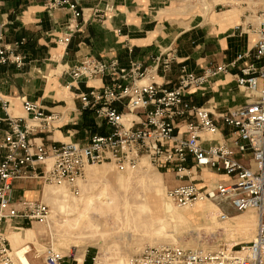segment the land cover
<instances>
[{
    "label": "built area",
    "instance_id": "built-area-1",
    "mask_svg": "<svg viewBox=\"0 0 264 264\" xmlns=\"http://www.w3.org/2000/svg\"><path fill=\"white\" fill-rule=\"evenodd\" d=\"M81 0H44L47 10L67 13L66 31L58 41L67 43L79 27ZM113 10L109 3L95 4L90 15L96 20ZM244 33H254L252 45L227 63L205 68L200 74L179 64L171 86L158 81L177 57L168 45L142 63L128 58L122 66L115 57L82 56L66 71L69 83L98 79L99 86L75 93L81 110L107 131L92 133L85 142L43 144L31 134L48 133L60 121V114L44 111L34 101L24 100L27 124L7 113L0 135V264H14L2 227L16 223H46L49 210L40 200L9 196L14 179H39L53 185L72 184L83 176L89 164L110 162L119 170L134 168L142 158L155 170L167 169L181 180L165 191L166 199L177 206H190L199 200L213 202L233 211L250 208L258 213L252 238L245 242L218 243L212 248H185L175 245H145L132 254L127 264H264V10L255 24L247 22ZM21 41L6 43L0 27V65L20 67L24 56L18 52ZM130 52V49H128ZM233 74L237 88L247 100L220 115L230 128L220 133L207 108L192 104V90L219 73ZM5 111L7 102L0 97ZM216 136V137H215ZM244 155L247 162L242 161ZM222 173L225 178L197 186L196 171ZM63 255L46 247L43 264H62ZM18 264H21L20 262ZM81 264V263H80ZM91 264H102L97 257Z\"/></svg>",
    "mask_w": 264,
    "mask_h": 264
},
{
    "label": "crops",
    "instance_id": "crops-1",
    "mask_svg": "<svg viewBox=\"0 0 264 264\" xmlns=\"http://www.w3.org/2000/svg\"><path fill=\"white\" fill-rule=\"evenodd\" d=\"M43 1L0 0L3 40L6 43L21 41L18 52L24 56L20 67L0 65V97L7 102L5 111L0 105V135L6 127L3 120L6 113L20 118L21 124L28 123L22 109L24 100L34 101L44 111L56 112L61 117L50 132L31 134L35 142H85L92 133H105L106 127L94 123L88 111L81 110L75 97L76 92L99 86L100 81L93 79L85 84L66 85V71L84 55L115 57L120 65L126 66L130 57L145 63L171 45L175 47L177 59L163 76L158 73V81L169 87L175 82L179 64L200 74L207 67L227 63L237 52L249 48L254 40V33H244L245 26L239 25L232 11L227 9L213 7L200 18L196 8L184 5L181 0H81L79 27L64 44L58 38L66 31L67 13L45 9ZM103 3L111 4L113 10L100 20L92 18L91 8ZM237 18L239 20L240 16ZM235 71L233 68L211 77L188 96L192 104L208 109L222 134L232 130L221 123L220 115L249 100L247 93L234 83ZM247 160L248 156L244 155L242 161ZM213 175V182L225 178L222 173ZM36 187L35 179H14L9 196L12 200L37 199ZM23 225L16 223L11 228L16 231H12L9 245L30 242L31 232L24 231ZM2 228L8 239L11 229Z\"/></svg>",
    "mask_w": 264,
    "mask_h": 264
},
{
    "label": "rangeland",
    "instance_id": "rangeland-1",
    "mask_svg": "<svg viewBox=\"0 0 264 264\" xmlns=\"http://www.w3.org/2000/svg\"><path fill=\"white\" fill-rule=\"evenodd\" d=\"M181 1L196 8L200 18L213 7L232 11L239 25L255 24L264 10V0ZM213 176L209 171H196L194 183L210 184ZM35 181L38 194L33 200L47 205V222L24 224L31 237L30 242L20 244L9 245L12 231H16L11 229L7 242L14 264L19 263L15 252L23 247H27L29 264H43L46 247L63 255L62 264H76L75 260L91 264L92 257L102 264H127L145 245L212 248L218 243L245 242L252 238L258 223L257 211L250 208L238 212L221 205L225 215L221 218L209 200L190 206L169 202L165 191L181 180L171 171L155 170L145 158L125 170L110 162L89 164L82 178L69 185Z\"/></svg>",
    "mask_w": 264,
    "mask_h": 264
},
{
    "label": "bare ground",
    "instance_id": "bare-ground-1",
    "mask_svg": "<svg viewBox=\"0 0 264 264\" xmlns=\"http://www.w3.org/2000/svg\"><path fill=\"white\" fill-rule=\"evenodd\" d=\"M27 247H24V249H20L17 250L15 252V256L17 257L18 261L21 263V264H29L27 259H26V256H25V253H26V249ZM75 260V259H74ZM76 261V264H80V262H78V260H75Z\"/></svg>",
    "mask_w": 264,
    "mask_h": 264
}]
</instances>
